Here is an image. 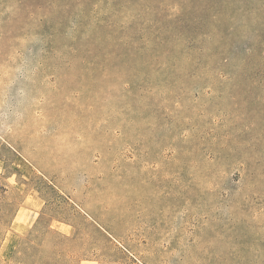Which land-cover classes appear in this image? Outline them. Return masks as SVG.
I'll return each mask as SVG.
<instances>
[{
	"label": "rangeland",
	"instance_id": "1",
	"mask_svg": "<svg viewBox=\"0 0 264 264\" xmlns=\"http://www.w3.org/2000/svg\"><path fill=\"white\" fill-rule=\"evenodd\" d=\"M0 264H264V0H0Z\"/></svg>",
	"mask_w": 264,
	"mask_h": 264
}]
</instances>
